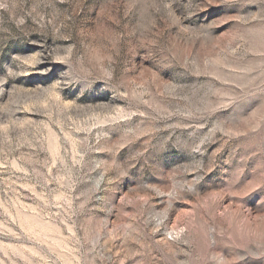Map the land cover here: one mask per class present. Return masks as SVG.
Listing matches in <instances>:
<instances>
[{
  "label": "rangeland",
  "instance_id": "rangeland-1",
  "mask_svg": "<svg viewBox=\"0 0 264 264\" xmlns=\"http://www.w3.org/2000/svg\"><path fill=\"white\" fill-rule=\"evenodd\" d=\"M0 264H264V0H0Z\"/></svg>",
  "mask_w": 264,
  "mask_h": 264
}]
</instances>
